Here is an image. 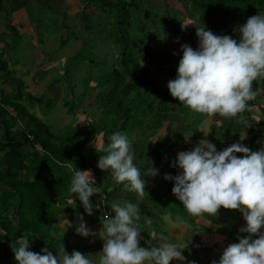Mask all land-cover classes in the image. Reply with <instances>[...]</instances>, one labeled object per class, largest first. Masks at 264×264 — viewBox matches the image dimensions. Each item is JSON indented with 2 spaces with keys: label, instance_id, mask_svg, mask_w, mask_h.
Segmentation results:
<instances>
[{
  "label": "clouds",
  "instance_id": "1",
  "mask_svg": "<svg viewBox=\"0 0 264 264\" xmlns=\"http://www.w3.org/2000/svg\"><path fill=\"white\" fill-rule=\"evenodd\" d=\"M188 25L192 24L181 25L182 30ZM234 31L238 38L216 35L204 26L196 28L198 47L194 50L188 44L181 45L177 76L167 83V88L174 99L193 113L211 119L238 117L249 127L242 114L256 98L253 83L264 79V15L249 17ZM244 139L246 135L240 136L239 141L222 151L202 139L191 150L179 152L171 163V167L181 170L179 174L163 176L165 180L174 181L172 194L190 217H216L221 208L242 213L246 225L238 231L248 235L238 237V242L225 247L219 260L211 264H264V148L253 151L241 143ZM110 141L101 149L106 155L100 156L97 167L102 171L110 170L115 183L135 193L137 202L123 205L113 202L110 210L106 198L99 194L104 235L98 261L75 250L69 254L63 245L56 254L48 247L33 252L29 250V239L20 236L10 245L16 264H170L174 259L184 264L186 257L182 250L185 247L170 242L163 234L156 237L158 246H140L139 202L146 193L145 180L134 163L136 156L129 136L117 132ZM237 153L242 155L237 156ZM151 164L144 176L158 174L159 170ZM72 173L69 192L72 197L75 194L85 213L92 215L94 206L90 197L99 192V188L93 186L96 184L93 174L83 169ZM71 202L75 205L73 198ZM110 211L114 215L110 216ZM77 219L78 235H97L86 226L82 215ZM177 222L183 223L179 217ZM143 223L150 228L153 221L145 217ZM68 225L71 226L69 222Z\"/></svg>",
  "mask_w": 264,
  "mask_h": 264
},
{
  "label": "crops",
  "instance_id": "2",
  "mask_svg": "<svg viewBox=\"0 0 264 264\" xmlns=\"http://www.w3.org/2000/svg\"><path fill=\"white\" fill-rule=\"evenodd\" d=\"M126 1L127 0H125V2ZM149 1L151 0H130V2H132L136 6L133 8H129L131 15V39L136 41L135 38L139 36L136 33L139 30L141 34L144 35L147 29H153L155 21L152 20L149 22L146 20V16L149 15L150 17L151 14L160 18V21L156 20L160 27V30L156 29L159 38L152 37V32H150V36L148 37L156 39V43L148 39L150 40V42L147 45H141L143 49L146 50V53L149 56V58H146L142 64L145 65V68L152 79V85L149 89L138 91L130 97V102L134 108L132 109L131 114L132 118L134 119L132 121V124H130V126L127 128V131L129 129L128 134L127 131L125 134H127L133 142V149L136 156L134 163L136 164V166L138 168H142V170L145 171L147 167H150V162H152L151 166L159 170L158 174L153 177V181L155 180L159 192L164 194V197H166V202H168L169 200L178 202L181 206V212H167L161 214L160 211H156L152 207L144 208L143 203L148 202V200L144 198L139 202L141 211V220L139 222L141 226L140 242H142L145 247H151L150 243L148 242L150 240L152 245L158 246L156 237L160 234L167 236L172 243L174 242V238H182L186 241L185 244L188 246L187 248L189 250V253L185 256L186 261L184 262V264H187L188 261H192V248L203 250L205 252L204 256L209 253L213 247L215 248L213 252L218 253L220 251L221 245L226 246L228 243H230L232 237L231 234L229 235L230 237L226 235H223L220 238L213 237L217 233L222 234L221 229L223 231H226V220L219 222L220 220H222L221 218H219V214L214 219L215 224L211 223L212 225L207 226L210 228V230L205 231L207 232L205 236L203 233L204 230L202 229V225L208 222L207 220L211 219L212 217L207 215L202 218L190 217L184 209L183 205L172 194L171 189L174 186V181L165 180L163 179V176L165 173H168L172 176H176L177 174H179L181 170L175 167H171V163L175 160L179 152L191 150L202 139L207 140L213 144L217 143L219 140L223 150V142L220 138V133L222 136V133L227 129L231 130L230 128H233L234 130L236 129L238 131V134H240L239 136L244 135V133L246 132H252L256 134L258 133L256 135V138H258L257 143L248 144L247 139L246 141H241V143L244 144L246 142L244 145L249 147L253 151L264 148V116L256 120L252 112L253 107H255L257 104H255V100L260 98L264 99V95L261 96L258 94L259 92H257L255 100L249 102V109L242 114L247 119L249 127H246L244 124H242L239 121L238 117L232 119H224L217 116L215 117V119H211L205 115L193 113L184 105L181 106L179 101L174 98L171 102L160 106L159 102L161 100L160 98L162 94L169 92L167 83L170 80L176 78L165 71L166 66L169 62H171L173 69L177 71L179 60L182 57V44H188L194 50L198 47V37L196 36L195 29V23L198 24V18L195 19V23L192 22V25H188L184 30H182L181 25L191 24L185 21L188 17V15L185 14V10L190 12L194 10V7H191V4H188L186 0H184V2H176V0H161L163 2L161 4V10H158V3H149ZM172 2L174 3L170 4V11L173 14L179 13L178 19L171 18V14H168V16L165 14L166 6L168 5V3ZM70 3L74 4L75 7H70ZM118 3V0H0V27H3L2 29H0V50H3L1 59L8 60V58L11 57L9 56V54H11V51L16 49L14 44L19 39L25 38L28 40V46L24 50V52L35 54L32 58V65L31 63H27L26 69L20 70L18 71V73H16L17 71H15V73L17 75H20L23 79L28 78L30 75H35L32 79V81L35 82L34 84H39V87L46 86V88L50 89L49 85L52 82V79L55 80L56 78H59L61 80L60 83L55 84L53 87L56 86L57 89H61L60 84L62 83L64 78V82H66V80H69L70 78L72 80L75 79L74 84L76 85H78L80 81L83 80V76L86 79L88 78L89 81L86 86L88 96L86 97L84 93L81 92V100H72L73 105L70 106L72 108H74V106H78V114L83 113L84 116H92V119L95 121V123L93 124L94 127L98 128V130L101 131L103 135V137L101 136L99 138V142L102 146L104 144V141L108 140L111 136L110 131L105 128L104 124L105 122L112 121L111 119L106 121L108 117L105 118V109H103L104 105L98 99L99 88L102 87L107 89L108 87H110V84L107 81L111 79L110 76L112 74V70L118 69L119 61H117V49L116 47H114V42L108 40L109 37L105 36L104 39L106 41L104 43L105 45L103 44V49L101 45L100 48L96 49V53L93 55V57L91 56L90 58L86 57V53H82L86 50L82 47L83 45L79 50L76 49L78 52L75 55L73 54L74 51L72 47L68 50V53L71 56L65 61L63 66L61 65V63L64 61L63 59L60 60V63L55 61V63L52 64V57L49 55V52H54V55H56L58 51L65 48L69 42H74L76 46L83 44L82 37L69 36L68 28L71 25H74V28H79L83 25H86L84 20L89 16L95 15L96 5L106 6L108 9V11L106 10V13L108 14V16H110V24L114 26L119 25L117 24L118 11L120 9ZM71 9L73 10V12H71ZM132 11H134L133 14ZM54 19H56L60 23L58 25L60 41L57 46L47 48L46 43L48 42V39H46L44 35L42 37H40L39 35L29 37V34L31 33L36 34L38 32L37 34H39L40 30L38 29L39 26L37 23L39 20H44L46 23H49V21H53ZM222 29L224 28H217L213 31V33L220 36H223L224 34L227 35L226 28L224 30ZM164 32H168L170 40L176 45L171 54H162L160 52V49H157V46L165 44V41H162ZM177 38H179L178 42ZM106 45L107 47H105ZM178 47L179 50H177ZM92 50H90L88 54H90ZM75 57H78V62L74 61V64L72 65L73 59ZM30 59L31 57L29 58V60ZM140 60L143 61L144 59L140 58ZM88 61L90 63L89 66L86 65ZM47 69L53 71V77H51L52 79L51 82L49 81L50 83L47 82L43 84L44 81H48L44 80V77L48 76L49 74ZM89 69L98 77H100L99 75H101V84L98 83V85H96L95 80L93 79V77H91V74L88 73ZM96 69H98L99 73L101 72L102 74H98L96 72ZM55 74H58V76L55 77ZM79 74H81L80 81L77 80ZM39 76H41L40 79ZM1 81L2 80H0V87L4 88L5 85H3ZM76 85L75 87H73V93L78 92V90L76 89ZM6 87L11 90V88L7 85ZM26 87L29 91V86L26 85ZM62 89L66 94L65 96L69 98L70 94L66 93L68 88L66 87L65 89L64 84ZM90 96H93V100H91L92 105L89 106L88 109H90L93 113L86 114L85 106L89 105L88 103L90 102L88 98ZM51 100L53 102V99ZM153 105H156L154 109H152ZM178 107L182 110L184 109L187 113L183 114L182 112L178 111ZM97 108L99 109V114H95V110ZM147 111L149 112L148 114ZM68 112L69 111H67V114L70 115V112ZM78 114H76V111L74 110L72 111L71 115L77 116ZM189 114L192 116V119H194L196 116L208 118L211 124L210 128L206 126L203 129L202 127L204 123L202 121H196L195 124H192V121H190L188 117ZM220 122H222L223 124H221ZM224 124H226L227 126ZM79 134L80 133H76L77 136H79ZM205 137L207 139H205ZM85 143L86 147L84 148L83 153L87 162H90L89 169L87 170H91L93 179L96 183L100 184V182H104L107 187H111L114 190L117 187V183H115V181L113 180L110 170L102 171L97 167V163L100 157L97 158L96 154L91 151V148H93L92 146H94L95 142L91 140ZM71 171H73L72 168ZM129 201L136 203V194L132 193V195H130L129 191L122 188L119 191L117 190V192L112 196L109 205L107 203L106 205L108 209L111 210L110 206L113 202H117L123 205V202ZM71 205L74 207V215L72 214L71 217H65V213L63 212L64 219L62 222H60V230H67L69 228V225L67 228H65L66 226L64 228H61V226H64V223L68 221L71 224L70 232H67L69 235V242L76 245L75 248L77 249V251L85 255H90L92 259L98 261L99 252L101 251L100 247L103 246L100 245V243L102 242H96L92 244L90 242H87L86 244L84 242L85 237L78 235L75 229L79 225L77 217L79 215H82L84 222L86 223V226L88 228H90L93 232H102V234L104 235L102 228L103 220L99 215L94 217L95 212H93L92 215H88L87 213H85V211H83L82 205L80 204L74 205L73 203H71ZM75 206L77 208H75ZM167 214L170 215L171 220H177V217H179L182 221L188 223L187 225L190 224L192 227H194L198 232L194 233L195 231L192 232L191 230L185 231L183 227H181L183 224L179 226L180 228H171L168 231L165 230L162 225L164 221L163 218H165L164 216H167ZM145 217H150L153 221V224L150 228L145 226L143 223ZM159 220H161L160 223ZM200 230H202V232H199ZM62 233L64 232L62 231ZM72 235L80 236V243L74 241L73 238L75 236ZM170 264H181V262L174 259L170 262Z\"/></svg>",
  "mask_w": 264,
  "mask_h": 264
},
{
  "label": "trees",
  "instance_id": "3",
  "mask_svg": "<svg viewBox=\"0 0 264 264\" xmlns=\"http://www.w3.org/2000/svg\"><path fill=\"white\" fill-rule=\"evenodd\" d=\"M118 2L120 9L117 24L121 26H114L115 32L106 35L117 49L118 69L112 70L111 79L107 81L110 87L99 88L98 97L104 105L105 118L108 117L106 121L110 119L112 121L104 124L111 136L117 132L126 133L134 119L131 114L134 108L130 97L138 91L149 89L152 85V79L142 64L149 56L146 50L130 37L129 8L136 6L125 0ZM186 2L199 13L205 29L213 32L217 28L225 29L229 26L233 38H238V33L234 29L245 23L249 17L264 15V0H186ZM162 49L163 47L160 48V52L165 54ZM140 58L144 60L141 61ZM77 59L78 57H75L73 62ZM165 71L173 77L177 76L171 62ZM70 79L66 80L67 84L72 81ZM0 80L3 85L11 88L7 91L0 87V264H16L10 245L20 236L29 239L30 251L40 252L42 248L48 247L49 251L56 254L63 245L71 254L77 249L72 247L68 239L57 234V231L60 230L58 224L64 219L63 212L65 217H70L74 213L72 198L75 205L80 204L75 194L72 197L69 188L73 175L71 168L89 169L90 162H87L83 153L86 143L73 134L63 135L64 133L52 131L49 125L31 112L35 106H43L45 110L42 113H46L52 108L53 102L45 96L31 94L22 77L17 76L15 70L9 69L5 59L0 61ZM60 81L56 78L49 87L52 88ZM72 90L70 97L73 95ZM253 90H262L264 93V79L255 81ZM68 91L69 88L66 93ZM160 99L159 105L162 106L171 102L173 97L166 92ZM65 100L66 109L73 105V101L67 96ZM155 106L153 105L152 109ZM72 109L70 106L68 111ZM230 129L222 133L223 149L240 139L238 131ZM257 134L246 132L242 136L246 135L248 144H253L257 143ZM110 138L104 142L103 148L111 142ZM100 153L102 156L106 155L102 150ZM93 186L99 188V192L90 197L94 206V217L99 215L102 219L100 195L106 198L105 201L109 205L112 196L117 190H121L123 185L117 184L111 191L104 190L99 183ZM145 191L144 198L153 202V205L155 202L161 203L162 206L166 205L164 194L146 182ZM112 215L114 213L110 211V216ZM255 237L253 236V239ZM148 242L151 247H155L150 240Z\"/></svg>",
  "mask_w": 264,
  "mask_h": 264
},
{
  "label": "rangeland",
  "instance_id": "4",
  "mask_svg": "<svg viewBox=\"0 0 264 264\" xmlns=\"http://www.w3.org/2000/svg\"><path fill=\"white\" fill-rule=\"evenodd\" d=\"M126 2H130V0H127ZM176 2H184V0H176ZM149 3H158L157 8H158V10H161V4L163 2L161 0H151V1H149ZM173 3L174 2L168 3V5L166 6L165 14L167 16H168V14H171L170 15L171 18L178 19L179 13L173 14L170 11V8H171L170 4H173ZM184 5H186V4H184ZM70 7H75V5L70 3ZM106 10L108 11L106 6L96 5L95 15L85 18L84 22L86 25H83L82 27H79V28H74V25H71L68 28L69 36L70 37H73V36L82 37L83 44L76 46V44L74 42H69L67 44V46L65 48H63L62 50L58 51V53L56 55H54V52H49V55L52 57V60H51L52 64L55 63V61L60 63V60L63 59L64 61L61 63V65L63 66L65 61L71 56L68 53V50L72 47H73V51H74L73 54L75 55L78 52L76 49L79 50L81 48V46L83 45L82 47L85 48L86 50L83 51L82 53H86L87 58L88 57L90 58L91 56L93 57V55L96 53V49L100 48L101 45H102V49H103V46L105 45L104 43L106 41L104 39V37L106 35L113 34L115 32L114 25L110 24V20H109L110 16H108V14L106 13ZM71 12H73L72 9H71ZM133 13H134V11H132V14ZM185 14L188 15V17L186 18L185 21L188 23H191V24H192V22L195 23V19L198 18V24L195 23V29L199 28L201 26H204L202 20L200 21L201 17L199 15V13L195 9L192 10V12L185 10ZM146 20L149 22L154 20L155 25H154L152 30L147 29L144 35L141 34L140 30L136 33L139 36H137V38H135V39L140 45H142V44L147 45L150 42V40L153 41L154 43H156V39L148 38L150 36V32H152V37L159 38L157 30H160V27H159L158 23L156 22V20L160 21V18L158 16L151 14L150 17H149V15L146 16ZM37 23L39 26L38 29L40 30L39 34H37L38 32L36 34L31 33V34H29V37H34L37 35L42 37L44 35V37L46 39H48V42L46 43L47 48H52V47L57 46V44L60 41L59 30H58V25L60 23L56 19H54L53 21H49V23H46L44 20H39ZM87 25H88V27H87ZM2 28L3 27H0V29H2ZM226 31H227V35L232 36L231 35L232 34L231 28L229 26L226 27ZM148 39H150V40H148ZM27 41L28 40L25 38L19 39L14 44L16 49L11 51V54H9V56H11V57L8 58V60H6L9 69L11 68V69L17 71L16 73H18V71H20V70L26 69L27 63H31V65H32V58H33V55L35 53H25L24 52V50L28 46ZM162 41H165V44H161V46H157V49H160V47L163 46V49H162L163 52L165 54H171L173 52V49H175L176 45L170 40V36H169L168 32H164V34L162 36ZM105 47H107V45ZM30 50H31V45H30ZM90 50H92V52L90 54H88V52ZM177 50H179V47L177 48ZM2 52H3V50H0V61H1V56L3 54ZM12 55H14V56H12ZM27 56H28V59H27ZM30 57H31V59L29 60ZM82 58H84V57H82ZM73 64H74V62H72V65ZM89 64L90 63L88 61L86 63V65L89 66ZM96 70H97L96 72L98 74H102L101 72L99 73L98 69H96ZM47 71L49 72V74H48V76L44 77V80H48V81H44L43 84H45L49 81L51 82V79H52L51 77H53V75H52L53 71L49 70V69H47ZM81 73H82V71H81ZM88 73L91 74V77H93V79L95 80L96 85H98V83L99 84L102 83L101 78H100L101 75H99L100 77H98L96 74H93L90 71V69L88 70ZM80 75L81 74H79V77L77 78L78 81H80ZM17 76H20V75H17ZM34 76L35 75H30L26 79L22 78V80L25 82L26 85L29 86V89H30L29 91L31 93H33L34 95L45 96L46 98L50 97L51 99H53V105H52V108L50 110H48L46 113H42L45 110V107H43V106L42 107L35 106L31 110V112L34 113L36 116H38L47 125H49L51 127V130L56 132V133H59V132L64 133L63 135H65L66 133L67 134H73L75 137H77L78 139H83L85 142H89V141L93 140L95 143H94V146H92L93 148H91L92 149L91 151L96 154L97 158L102 156L100 153V150L103 148L104 144H103V146L101 145V143L99 142V138L101 136L103 137V135H102L101 131L98 130V128L94 127L93 124L95 123V121L92 119V116H87V115L84 116L83 113L78 114V112H79L78 106H74V108L72 109V111H74V110L76 111V114H78L77 116H72L71 115L72 111H70V115H68L67 111L69 110V106L67 109L64 107V103L66 102L64 97L66 94L62 89L63 84H64L65 89H66V87H68L70 89V91H68V94H70L71 90L76 85V84H74L75 79H73L72 81L69 82V84H67V82H64L65 81V78H64V80L60 84L61 89L60 88L57 89L56 86L49 89V88H46V86L39 87V84H34L35 82L32 81ZM57 76H58V74H55V77H57ZM40 77L41 76H39V79H40ZM53 80L54 79H52V81ZM88 81H89V79L88 78L86 79L83 76V80L80 81V83L78 85H76L77 86L76 89L78 90V92H74L73 95L71 96V98L69 96V99L80 101L81 100L80 99L81 92H83L84 95L87 97L88 92L86 91V86H87ZM4 88H7L6 85ZM6 90H9V89L7 88ZM256 92H259L258 94L261 96L264 95L262 90H257ZM88 99H89L90 103H88L89 104L88 106L87 105L85 106V112H86V114H92L93 112L88 108H89V106L92 105L91 100H93V96H90ZM68 101L70 102V100H68ZM71 103H72V101H71ZM255 104H256V106L253 107L252 112H253V116L256 118V120H258V118L264 116V99H262V98L256 99ZM180 105L183 106V104H180ZM98 110H99L98 108L95 110V114H99ZM177 110L182 112L183 114L187 113L184 109L182 110L179 107L177 108ZM188 117H189L190 121H192V124H195L196 121H202L204 123L203 127H202L203 129L206 126L208 128H210V126H211L210 120L208 118L196 116L194 119H192L191 118L192 116L190 114L188 115ZM220 123L223 124L222 122H220ZM224 125H226V124H224ZM128 131H129V129H128ZM128 131H127V134H128ZM76 133H80L79 136H77ZM206 137H205V139H207ZM220 138H221V133H220ZM214 145H215L217 151L222 150V145H221L219 140L217 143H214ZM139 169L141 170V173L144 174V171L142 170V168H139ZM143 174H142V179H144L145 182L147 184H149L152 188L159 191V189L157 188V184H156L155 180L153 181V177L144 176ZM99 185H101L104 190H108V191L112 190V188L107 187V185L104 182H100ZM132 193L133 192H129L130 195H132ZM146 200H148V199H146ZM124 203L125 202H123L122 204H124ZM165 204L166 205L162 206L161 203L158 204L155 202L153 205V202H150V200H148V202L143 203V207L144 208H146V207L151 208L152 207L156 211H165V212H172V213H180L181 212V206L178 203H175L173 200H169L168 202H165ZM75 208H77V207L75 206ZM218 214H219V218L222 219L219 222L226 220L227 227H225L226 231H223L221 229L222 234L217 233L213 237L214 238H220L223 235L230 237L229 235L231 234L232 240L226 246L221 245L220 251L218 253L213 252L215 250V248L213 247L211 249V251L209 253H207L205 256H204L205 252L203 250H198V249L192 248V261H194L195 264H211V261H213V260L218 261L220 258V255L222 254L225 247H227L231 243L238 242V237H243L245 235H248L247 233H240L238 231V229L240 227H243L246 225V222L243 219L242 213H240L238 210H226V209L221 208L219 210ZM164 217L165 218H163L164 221H163L162 226L165 230L168 231L171 228H180L179 226L181 225V223H178L177 220H171V217L169 214H167V216H164ZM214 219H215V217H212L211 219L207 220L209 223L206 222L204 225H202V229L204 230L203 233L205 236L207 234V232H205V231L210 230V228L207 226L212 225L211 223L215 224ZM203 220H205V219H203ZM60 224L61 223H59L58 225L60 226ZM182 224L183 225L181 227H183V229L185 231L191 230L192 232L195 231L194 233L198 232L190 224L187 225L188 223H186L184 221ZM64 227L65 228L68 227V222H65L64 226H61V228H64ZM70 228L71 227H69L67 230H65V229L58 230L57 234L62 235L63 237L68 239L69 235L67 232L68 231L70 232ZM62 231L64 233H62ZM199 232H202V230H200ZM95 233H97V235L95 237H92V236L85 237L84 242L86 244H87V242L88 243L90 242L91 244L96 243V242H102V243H100V245H103V240H102L103 234H102V232L96 231ZM72 236H75V235H72ZM89 238L92 240H90ZM255 238H257V237H255ZM79 239H80V236H75L73 238L74 241H77L80 243ZM69 243L72 245V247L76 246L74 243H71V242H69ZM173 243L183 245L186 248L187 251L185 249L182 250V255L186 256L189 253V250L187 248L188 246L185 244L186 241L183 240L182 238H180V239L174 238ZM140 246L145 247L142 243ZM146 247H148V246H146ZM100 249L102 250V247H100Z\"/></svg>",
  "mask_w": 264,
  "mask_h": 264
},
{
  "label": "built area",
  "instance_id": "5",
  "mask_svg": "<svg viewBox=\"0 0 264 264\" xmlns=\"http://www.w3.org/2000/svg\"><path fill=\"white\" fill-rule=\"evenodd\" d=\"M102 198H104V197L102 196Z\"/></svg>",
  "mask_w": 264,
  "mask_h": 264
}]
</instances>
